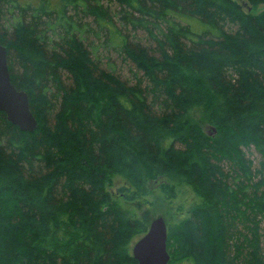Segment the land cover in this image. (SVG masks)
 <instances>
[{
  "label": "trees",
  "instance_id": "16d2710c",
  "mask_svg": "<svg viewBox=\"0 0 264 264\" xmlns=\"http://www.w3.org/2000/svg\"><path fill=\"white\" fill-rule=\"evenodd\" d=\"M259 5L0 0L11 82L38 122L0 111V264H138L149 226L118 196L153 183L201 198L168 223L169 264H264ZM113 51L134 81L100 64Z\"/></svg>",
  "mask_w": 264,
  "mask_h": 264
},
{
  "label": "water",
  "instance_id": "95a60500",
  "mask_svg": "<svg viewBox=\"0 0 264 264\" xmlns=\"http://www.w3.org/2000/svg\"><path fill=\"white\" fill-rule=\"evenodd\" d=\"M245 6L247 4L242 1ZM249 9H251L249 7ZM0 110L7 119L20 129L33 132L38 127L26 91L17 89L11 82L7 49L0 43ZM168 226L159 216L152 220L148 230L133 245L132 254L138 264H168L170 253L167 246Z\"/></svg>",
  "mask_w": 264,
  "mask_h": 264
},
{
  "label": "rangeland",
  "instance_id": "374dc122",
  "mask_svg": "<svg viewBox=\"0 0 264 264\" xmlns=\"http://www.w3.org/2000/svg\"><path fill=\"white\" fill-rule=\"evenodd\" d=\"M28 1V0H25ZM264 8V5H259L258 7L254 8L255 10H260ZM94 38H91L90 40H93ZM116 53V52H115ZM113 51V57L112 59L108 62H106V59L103 58V62L100 64L103 65H111L116 67V73L120 74L123 78L130 79V81H134V74L131 70L124 68V66L116 63V55ZM102 59V58H101ZM105 64V65H104ZM205 130L210 134H214L216 130L214 131L211 129V127L208 128L207 125H204ZM255 164L257 165V158L254 157ZM122 183V179L118 176H116L113 180V186L112 190L114 193V196H117L116 194V187ZM119 200L121 203H123L126 206H129L130 208L133 209V211L141 217L148 226L152 222L153 219L162 216L166 224L168 226V223L170 222H175V221H180L182 218L187 216L189 213V208L192 206L193 203H197L200 201V196L195 193V191L191 190L190 188L183 187L182 192L177 195L176 197L170 198L164 195L162 190L156 183H153V189L150 194L143 195L140 198L133 200V201H126L122 197H119ZM142 236V234H137L133 237L132 242H131V248L133 247L134 243ZM186 256L184 257L183 261L181 264H188L189 261H186L185 263ZM177 261L176 264H179L180 261L176 258Z\"/></svg>",
  "mask_w": 264,
  "mask_h": 264
},
{
  "label": "bare ground",
  "instance_id": "6f19581e",
  "mask_svg": "<svg viewBox=\"0 0 264 264\" xmlns=\"http://www.w3.org/2000/svg\"><path fill=\"white\" fill-rule=\"evenodd\" d=\"M245 2V1H244ZM246 3V2H245ZM241 4L245 7V5L243 4V2H241ZM247 4V3H246ZM247 6H248V4H247ZM249 7L250 6H248V9H249ZM251 8V7H250ZM249 10H251V9H249ZM1 111V110H0ZM3 112V111H2ZM5 113V112H4ZM7 117V116H6ZM16 125V124H15ZM19 127V126H18ZM22 130V129H21ZM26 131V130H25ZM169 262H170V260H169ZM169 262H168V264H169Z\"/></svg>",
  "mask_w": 264,
  "mask_h": 264
}]
</instances>
